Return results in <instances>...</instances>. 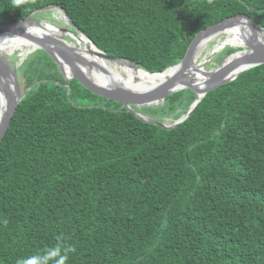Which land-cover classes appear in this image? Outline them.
I'll use <instances>...</instances> for the list:
<instances>
[{"label":"trees","instance_id":"trees-1","mask_svg":"<svg viewBox=\"0 0 264 264\" xmlns=\"http://www.w3.org/2000/svg\"><path fill=\"white\" fill-rule=\"evenodd\" d=\"M47 5L148 71L235 13L264 27V0H0V24ZM27 62L35 83L0 142V264H264V63L166 129L65 81L43 50ZM194 98L141 111L173 122Z\"/></svg>","mask_w":264,"mask_h":264},{"label":"water","instance_id":"water-1","mask_svg":"<svg viewBox=\"0 0 264 264\" xmlns=\"http://www.w3.org/2000/svg\"><path fill=\"white\" fill-rule=\"evenodd\" d=\"M49 7L36 8L25 17L0 24V40L2 37L11 36L19 38L27 42L29 46H32L29 51L37 48L44 50L57 62L56 64L64 74H66V71L70 73L69 75L66 74V76H69L68 78L75 80L92 94L118 102L137 118L166 129L172 128L186 119L207 92L233 80L243 71L264 63V27L257 24L244 13H235L199 30L189 40L185 53L179 62L161 71H148L129 58L108 55L99 49L87 35L69 20L65 12L58 6L55 7L64 13L65 23H68L74 31L61 26L55 27L32 17V13L36 10ZM235 21H243L246 24L250 32L248 35L249 38H244L243 43L236 44L239 49L222 56L212 68L205 69L202 65H197L195 59L201 49L199 47L201 42L211 37L213 38ZM63 35L71 37L78 46L65 40ZM84 38L86 41L83 40ZM89 45H92L95 49L94 52H90L91 54L88 51L89 56L78 51L79 49H85V46ZM231 45L235 46V44ZM81 46L83 47L81 48ZM11 53L0 54V101L3 104L0 118V142L7 133L18 103L35 83L33 82L24 90H20L17 73L15 72L16 68L10 69L7 63V55ZM100 59L107 64H113L116 61H125L135 65L147 74L160 75V79H157L151 84L133 89L119 88L112 81L103 83L101 82L102 80L93 78L83 68L85 66L86 68H95L101 72L108 73V68ZM68 89L69 85L67 86ZM179 90L188 91L194 94L195 98L186 112L173 122L164 123L158 121L153 116L141 111V108L145 106L162 104L169 94Z\"/></svg>","mask_w":264,"mask_h":264},{"label":"bare ground","instance_id":"bare-ground-1","mask_svg":"<svg viewBox=\"0 0 264 264\" xmlns=\"http://www.w3.org/2000/svg\"><path fill=\"white\" fill-rule=\"evenodd\" d=\"M220 33L224 34V40L222 41L223 44L229 43L235 45L243 43L244 38L248 39L249 38L248 35L250 34L246 24L243 21L240 22L235 21L234 23H231L230 25L225 27ZM218 34H216L215 36H218ZM83 40L86 41L85 38ZM207 40H203L199 47L202 48ZM82 47L83 46H81V48ZM30 48H32V46H29L27 42H24L19 38L8 36V37H2V39L0 40V54L2 55L6 53H11L14 50H18L20 53L25 54L27 53V51H29ZM78 51L86 56H89V54H91L90 52H94L95 49L92 45H89V46H85V49H79ZM100 60L108 68L109 70L108 73L101 72L95 68H86L85 66L83 65L82 66L83 68H85V70L88 71V73L93 78L100 81L102 80L101 82L103 83L112 81V83L119 88L133 89L135 87L137 88L151 84L157 79H160V75L147 74L141 71L135 65L125 61H116L113 64H107L102 59ZM66 74L69 75L70 73L66 71ZM2 108H3V104L0 101V118L2 114Z\"/></svg>","mask_w":264,"mask_h":264},{"label":"rangeland","instance_id":"rangeland-1","mask_svg":"<svg viewBox=\"0 0 264 264\" xmlns=\"http://www.w3.org/2000/svg\"><path fill=\"white\" fill-rule=\"evenodd\" d=\"M47 6L55 7L54 5H47ZM51 10H53V12L51 13L52 17H54V18L56 17V19H57V21H56L57 23H53V24L51 23V24L55 27H60V26H58V24L64 25V23H63V21L65 22L64 13L60 9H58L57 7L53 8ZM44 13H47V11ZM45 15L46 14H42V16H45ZM65 24L69 25L68 23H65ZM72 29L73 28L71 27V31H72ZM73 31H74V29H73ZM63 37L65 38V40H67L71 44H75L76 46H78L77 43L71 37L66 36V35H63ZM223 40H224V34H222V33L218 34V36H215L211 40H209L205 44V46H203L199 50L198 56H196V59H195V63L197 65H202L205 69L212 68L213 65H215L222 56L230 53V52L226 51V47L232 46V45L229 43L223 44L222 43ZM233 47L239 48L236 45ZM218 54H221V56L218 57ZM40 56H42V49H40V48H37L35 50H31L25 54L20 53L18 50H14L11 54L7 55V63L10 64V69H13L14 67L16 68L15 72L17 73L16 74L17 75V81H18L19 88L21 91L23 90L24 77L25 76L29 77L31 75V72H32V70H31L32 68L30 69V67H29L30 62L28 63L27 61L32 60L35 57H36V59H38V57H40ZM21 57H23V58L20 61ZM52 60L55 63H57L54 59H52ZM36 61L37 60H35V63H36ZM46 61L48 62L47 59H46ZM19 62H20V64H19ZM56 66L58 68L57 70H58L60 77H62L65 81L71 80L70 78H68L69 76H66V74H64L62 72V70L59 68L58 65H56ZM54 69H55L54 67H51L52 71ZM60 83L62 84V82H60ZM164 102L162 103V105L164 104ZM167 113H168L167 110H164V111L154 110L153 112H146L145 114L153 116V117H158V116L164 117L166 123H171L173 118L171 115H168Z\"/></svg>","mask_w":264,"mask_h":264},{"label":"flooded vegetation","instance_id":"flooded-vegetation-1","mask_svg":"<svg viewBox=\"0 0 264 264\" xmlns=\"http://www.w3.org/2000/svg\"><path fill=\"white\" fill-rule=\"evenodd\" d=\"M53 8H56V7H49V8H46V9H39V10H36L35 12L32 13V17L38 21H41L43 23H47V24H53V23H57V19L56 17H52L51 13L53 12ZM55 10V9H54ZM47 13H44L46 12ZM42 14H46L45 16H42ZM64 25H60L58 24V26H61L63 28H67V29H70L71 30V26L65 24V22L63 21ZM51 24V25H52ZM73 30V29H72ZM10 66V64H9Z\"/></svg>","mask_w":264,"mask_h":264}]
</instances>
